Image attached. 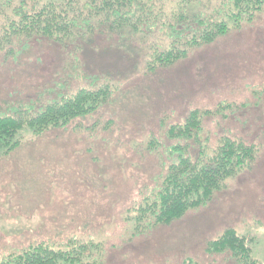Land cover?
<instances>
[{
  "label": "rangeland",
  "instance_id": "obj_1",
  "mask_svg": "<svg viewBox=\"0 0 264 264\" xmlns=\"http://www.w3.org/2000/svg\"><path fill=\"white\" fill-rule=\"evenodd\" d=\"M213 1L221 2L201 7ZM88 20L92 29L82 22L67 43L36 35L0 52V113L32 112L83 86L109 89L97 110L40 135L22 128L21 142L0 153V258L76 239L95 264H245L229 249L206 250L233 227L264 264V4L251 21L151 69L150 45L165 40L160 29L129 33ZM193 107L213 108L196 131L200 143L229 134L254 144V158L206 203L137 227L134 206L180 151L183 139L169 136V126Z\"/></svg>",
  "mask_w": 264,
  "mask_h": 264
},
{
  "label": "trees",
  "instance_id": "obj_2",
  "mask_svg": "<svg viewBox=\"0 0 264 264\" xmlns=\"http://www.w3.org/2000/svg\"><path fill=\"white\" fill-rule=\"evenodd\" d=\"M158 1V2H157ZM166 8L165 2H170ZM0 0V52L12 53L15 44L36 35L58 43H67L79 34V27L92 29L89 17L108 23L117 31L143 32L157 27L165 37L162 47L151 44L148 68L166 65L188 54L189 47L208 43L231 27L251 21L264 0ZM168 15V18H166ZM160 48V49H159ZM107 85L79 87L69 94L51 99L29 112L18 109L0 113V153H9L21 142L20 131L27 128L40 135L55 126L67 125L80 115L95 111L108 100ZM227 105V104H226ZM228 106V105H227ZM33 108V107H32ZM218 108V105L215 107ZM213 108L193 107L182 122L170 124L169 136L178 141L180 151L160 175L155 190L134 206L137 227L168 223L187 209L206 203L215 190L225 185L226 177L235 175L254 158V144L221 134L214 145L200 143L196 131L204 116ZM201 144L191 155L190 145ZM208 146H207V145ZM189 151V152H188ZM229 249L245 264H262L250 257L243 235L227 227L206 243L208 252ZM88 245L70 239L63 245L47 241L30 243L0 258V264H95L89 260Z\"/></svg>",
  "mask_w": 264,
  "mask_h": 264
}]
</instances>
